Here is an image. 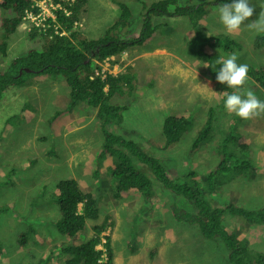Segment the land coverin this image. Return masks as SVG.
I'll return each mask as SVG.
<instances>
[{
  "label": "rangeland",
  "instance_id": "1",
  "mask_svg": "<svg viewBox=\"0 0 264 264\" xmlns=\"http://www.w3.org/2000/svg\"><path fill=\"white\" fill-rule=\"evenodd\" d=\"M132 11L129 25L122 30L123 38L136 36L143 24L145 3L157 0H121ZM184 2L186 0H180ZM214 0H193V3ZM255 6L253 17L258 19L264 0H251ZM38 18L43 21L57 7L53 0H42ZM0 11V16L2 15ZM120 9L111 0H87L79 25L85 37L98 38L115 22ZM156 35L141 46L124 50L99 61V74H118L132 67L138 79L132 93L115 95L112 103L126 105L121 122L109 125L112 132L133 139L148 154L161 158L171 179L189 169L197 171L198 179L207 170L217 167L220 153L216 148L222 131L235 124L240 140L250 145L256 168L251 179L237 178L217 194L221 201L235 200L241 206L257 208L264 204V116L243 120L225 107L222 83L208 74L204 62L194 52L217 50L218 57L235 52L238 63L264 66V44L256 48L257 33L242 26L238 34H229L220 22L217 10H209L200 22L207 36H226L240 42L241 48L223 52L212 40H206L187 17H166ZM31 18L25 17L18 30L10 36L0 53V67L8 66L13 58L41 43L27 38ZM80 27H78L80 29ZM1 41V39H0ZM246 88L264 100V89L253 80ZM212 101L206 99L213 95ZM234 90V89H233ZM9 91V92H8ZM0 99V264H66L74 258L68 246H78L95 236V226L106 225L101 242L100 262L107 261V247L112 250V264H226L229 252L221 241L207 240L196 224L175 219L173 207L183 216L193 204L181 199L170 188L155 179L148 165L135 158L136 166L152 179L153 197L147 202L138 191L132 190L122 198L113 195L115 181L108 157L99 153L104 142L100 121L95 111L79 104L65 113L69 102V87L61 76L37 75L27 84L12 86ZM220 107V108H219ZM210 109L215 110L213 126L216 135L202 156L189 152L190 140L204 124ZM59 115L54 117L56 112ZM193 118L189 130L178 144L166 148L161 125L166 115ZM97 172V176L95 175ZM75 178L81 188L97 198L98 218L88 219L85 228L70 236L56 228L60 214L51 195L58 180ZM176 203V204H175ZM181 204V205H180ZM183 205V207H182ZM183 211V212H182ZM225 228L233 230L240 239L247 240L253 251L264 252V226L249 223L241 216H226ZM35 227L25 246L19 245L20 234ZM83 264V263H79Z\"/></svg>",
  "mask_w": 264,
  "mask_h": 264
},
{
  "label": "trees",
  "instance_id": "2",
  "mask_svg": "<svg viewBox=\"0 0 264 264\" xmlns=\"http://www.w3.org/2000/svg\"><path fill=\"white\" fill-rule=\"evenodd\" d=\"M39 1L41 0H0V11L3 12L0 16V53L3 56L7 54L5 47L10 36L18 30L26 14L39 12L40 6L37 3ZM111 1L120 9L118 18L100 37L87 38L81 32L82 28L78 26L87 0H53L57 7L53 10V16L46 17V25L49 27L44 26L40 30L33 28L28 32L27 38L33 41L39 40L41 43L13 58L7 67H0V99L12 86L27 84V80L32 76H61L69 87V102L61 113L86 103L91 108L90 112L95 111L96 118L100 121L104 142L99 158L108 157L112 161L113 167L110 170L115 181L114 197L119 199L135 190L140 192L147 202L152 199V179L136 166V158L149 166L156 180L170 188L175 195H180L181 199L183 197L184 200L188 199L189 205L193 204V208L189 207L188 214L183 216L178 213L180 209L174 206L175 219L196 224L207 240L221 241L229 252L226 264H264V252L251 250L247 240L240 239L235 231L225 228L223 224L226 213L243 216L252 223L264 224V204L259 209H248L245 206L221 201L216 197L223 192L222 186L233 181L235 177H249L247 173L251 172V165L255 170L250 144L240 140L236 125L231 124L228 131H222L216 148L219 150L221 162L213 170H207L201 181L196 178L199 176L197 171L192 169L181 172L175 179H171L161 158L148 154L133 139L125 138L108 128L109 125L119 124L122 111L127 109L126 105L112 103V97L132 93L138 79L136 71L129 67L126 72L107 73L102 76V73L95 72V66L100 68V63L93 61V58L103 61L108 57L120 55L131 47L143 45L155 36L156 30L162 24V20L155 21V18L161 19L165 16L187 17L197 29V35L201 34L206 40L210 38L209 40H212L217 48H222L224 53L239 51L241 44L235 38L226 36L222 40L217 35L209 37L200 22L209 10H217L220 5L231 0L196 4L193 0L184 2L157 0L151 4L145 3L140 33L132 38L122 37V30L129 25L133 16L131 7L121 0ZM120 27L123 28L118 31ZM263 44L264 34H257L254 39L255 47L259 48ZM194 54L199 61L210 65L206 67L208 74L216 78L221 67L215 63L218 51L209 50L205 46ZM248 65L250 79L264 89V66ZM25 68L30 70L26 71ZM222 85H224L223 99L220 107H224L226 94L234 91L228 85ZM59 113L57 111L54 117ZM214 114L215 110L210 109L204 124L189 142L191 144L188 147L189 152L195 156L204 157L202 153L206 148L203 145H210L216 135L213 126ZM192 123L193 118L190 116L166 115L161 125L165 147L172 148L178 144ZM95 175L97 176V172ZM51 199L56 202L59 210L60 217L56 226L61 234L73 236L85 228L88 219L98 218L97 198L90 191L83 190L73 177L58 180ZM3 207L7 206H1L0 212L6 210ZM105 226H95L96 234L87 242L78 246H68L74 258L66 264H112V250L107 247V261L101 263L102 251L96 248L101 242L100 235ZM35 231V227L30 226L22 232L19 245L25 246L29 236ZM2 252L4 251L0 248V253Z\"/></svg>",
  "mask_w": 264,
  "mask_h": 264
},
{
  "label": "clouds",
  "instance_id": "3",
  "mask_svg": "<svg viewBox=\"0 0 264 264\" xmlns=\"http://www.w3.org/2000/svg\"><path fill=\"white\" fill-rule=\"evenodd\" d=\"M41 1L37 2L39 6L41 5L40 4ZM261 8L264 9V6H261ZM217 11L219 14L220 22L224 25L225 29L227 30V33L229 34H238L241 31L242 26H245L249 30L255 31L257 34H264V10L260 11L258 19L252 20L250 23H246V21H248L249 18L253 17L254 12H255V6L251 3V0H231V2L229 3H224L220 5ZM38 13L36 14L32 13L33 18L31 17V24L28 25L29 31L32 30L33 28H37V30H40L41 28H44V26H48L46 25L47 24L46 18L39 23L34 22L38 18L37 16ZM27 14L25 17H27ZM49 16H53V15L50 14L47 17ZM142 16H144V12L142 13ZM166 17H169V16H165L163 18H166ZM174 17H177V16H174ZM156 18H155V21L158 20ZM162 23H165V21L162 20ZM141 27H142V24H141ZM140 30L136 36L139 35ZM238 60H239V56L235 52L228 55L227 58H225L224 56H219L215 60V63L221 66L218 70L216 79L218 82L222 84H226L228 85L229 88L234 89V91L231 94H226V98L224 101L225 109L229 113H234L236 116L240 117L243 120H253V119L264 116V100H261L252 89L246 88V85L249 83V80H250L249 65L238 63ZM203 66L209 67L210 65L204 64ZM102 76H105V75H102ZM215 92L216 91H213V95L207 96L206 99H208L209 101H212L215 98V95H214ZM220 162H221V158H220L219 163ZM254 167L256 168L255 162H254ZM213 169H209V171ZM254 173L256 172L253 166L251 165V172L247 173L249 177L237 176L235 177V179L237 178L251 179ZM197 180L201 181L198 178ZM226 202L239 205L235 202V200H229ZM259 208L260 207L248 208V209H259ZM229 215H232V214L226 213L223 217V221L225 217ZM232 216H238V215H232ZM57 221H56V224H57ZM249 223H252V222H249ZM252 224L264 226V224H257V223H252Z\"/></svg>",
  "mask_w": 264,
  "mask_h": 264
},
{
  "label": "built area",
  "instance_id": "4",
  "mask_svg": "<svg viewBox=\"0 0 264 264\" xmlns=\"http://www.w3.org/2000/svg\"><path fill=\"white\" fill-rule=\"evenodd\" d=\"M33 18V16H32V13L31 12H28V14H27V18Z\"/></svg>",
  "mask_w": 264,
  "mask_h": 264
},
{
  "label": "water",
  "instance_id": "5",
  "mask_svg": "<svg viewBox=\"0 0 264 264\" xmlns=\"http://www.w3.org/2000/svg\"><path fill=\"white\" fill-rule=\"evenodd\" d=\"M25 70H26V71H29L30 69H28V68H25Z\"/></svg>",
  "mask_w": 264,
  "mask_h": 264
}]
</instances>
